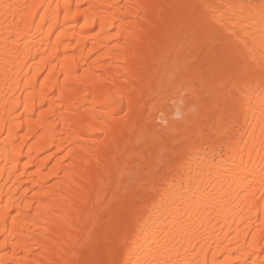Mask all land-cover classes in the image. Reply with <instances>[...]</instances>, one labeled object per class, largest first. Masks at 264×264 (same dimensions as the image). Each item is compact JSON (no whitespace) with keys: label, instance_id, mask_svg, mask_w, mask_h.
Masks as SVG:
<instances>
[{"label":"bare ground","instance_id":"1","mask_svg":"<svg viewBox=\"0 0 264 264\" xmlns=\"http://www.w3.org/2000/svg\"><path fill=\"white\" fill-rule=\"evenodd\" d=\"M104 259L264 264V0H0V264Z\"/></svg>","mask_w":264,"mask_h":264},{"label":"rangeland","instance_id":"2","mask_svg":"<svg viewBox=\"0 0 264 264\" xmlns=\"http://www.w3.org/2000/svg\"><path fill=\"white\" fill-rule=\"evenodd\" d=\"M180 115H176L175 117H172L173 118V120H174V122L177 124V125H179V119H180ZM155 124H154V129L155 128H157V129H155L157 132H158V130L160 131V129L162 128H164V124H163V122H160L158 119L157 120H155V122H154ZM164 125V126H163ZM161 131H163V130H161ZM150 149H153V147H151ZM147 155L148 156H150V154H149V152L148 153H146V156L145 157H147ZM136 167V165H132V167H131V169H130V171H129V175H128V184H127V186H129L130 187V185L131 186H133L132 184H131V182H132V177H133V173H134V171H135V168ZM145 175V174H144ZM143 175V179H146V180H148V178H149V175H145L144 176ZM141 179V178H140ZM104 261V263L103 264H105V262H106V259H104L103 260Z\"/></svg>","mask_w":264,"mask_h":264}]
</instances>
